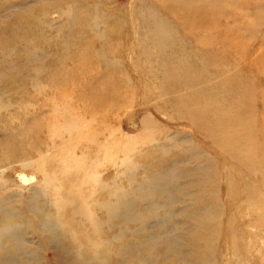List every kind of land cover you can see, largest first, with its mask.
<instances>
[{
  "label": "rangeland",
  "instance_id": "rangeland-1",
  "mask_svg": "<svg viewBox=\"0 0 264 264\" xmlns=\"http://www.w3.org/2000/svg\"><path fill=\"white\" fill-rule=\"evenodd\" d=\"M205 1L0 0V264H264V0Z\"/></svg>",
  "mask_w": 264,
  "mask_h": 264
},
{
  "label": "bare ground",
  "instance_id": "bare-ground-1",
  "mask_svg": "<svg viewBox=\"0 0 264 264\" xmlns=\"http://www.w3.org/2000/svg\"><path fill=\"white\" fill-rule=\"evenodd\" d=\"M173 8L174 7H172L171 9H173ZM220 14H221V9L219 7H216L215 5H213L211 2H209V0H207V1L203 2L202 6H200V7H189L188 9H185L182 12V14H179V16L184 21V23L186 22V24H188L190 32L193 34V36H195L194 37L195 43L200 47L206 46L208 48V47H213L215 45L214 41L212 40V37H214L216 34H220L219 30H223L222 28H219V26L221 25V20L218 18V16ZM261 17L262 16H260V18ZM220 39H221V42H223L224 48H228L229 44L226 42V40L229 39V37L225 34H221ZM233 46L237 47V48L239 47V45L236 44L234 40L231 44V48H233ZM25 49H26V47L24 46V47H21L20 50L23 51ZM35 50H37V49H35ZM20 63H21V61H20ZM22 64H23V62H22ZM23 65H25V62ZM257 66L260 68V61L259 60L255 61L250 67H248V70L250 72L253 70H256ZM261 71H262V69H261ZM234 81H236L239 88L243 86L244 90L248 92L247 96H250V92H251L250 86L251 85L247 80H244V82H243L242 79H236ZM14 84H15V81H13V83L11 85H14ZM2 88H4V87H0V89H2ZM115 91L116 90H114V89L109 90L108 95L115 94ZM3 94L4 93H1L0 95L2 96ZM105 97H106V95H105ZM262 101L264 102V98H262ZM233 104L238 109V106L234 102H233ZM238 114L239 113L237 110V113L234 114L233 120H235L237 118ZM226 125L227 126L225 128L224 133L226 134L227 139H229V140L227 142V145L224 146L225 147L224 149L227 150V153L229 154L228 149L231 147L232 149H230V151H232L237 158L248 160L250 165H259L255 145L250 141L249 142L246 141V139L250 138V136L244 132H239L240 133V135H239L238 131L235 130L237 128V126H228V124H226ZM238 126H239V124H238ZM31 129H32V127H31ZM234 131L236 132L235 133L236 136L234 135ZM24 133H25V131H21L19 134L21 135ZM262 135L264 138V125L262 126ZM243 141H246L247 146H242L241 148H236V146L239 147L238 144L243 143ZM243 145H244V143H243ZM251 153H253V154H251Z\"/></svg>",
  "mask_w": 264,
  "mask_h": 264
}]
</instances>
